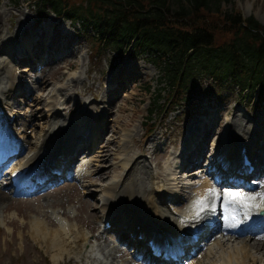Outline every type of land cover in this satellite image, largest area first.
Returning a JSON list of instances; mask_svg holds the SVG:
<instances>
[{
	"label": "rangeland",
	"instance_id": "obj_1",
	"mask_svg": "<svg viewBox=\"0 0 264 264\" xmlns=\"http://www.w3.org/2000/svg\"><path fill=\"white\" fill-rule=\"evenodd\" d=\"M171 2L172 7L177 6V2H173V0ZM231 6L239 9L243 17L253 16L260 25L264 26V0H234L233 3L229 2L223 5L224 9H230ZM1 8L10 9L15 13L21 11L18 17L26 13L30 20L34 19V24L29 29V32L32 33L40 31L42 27L46 28V32H50L49 28L47 30L48 21H53L57 31L54 32L53 40L55 39L56 42L60 38L62 44L66 42V46L69 49L72 47L75 49L74 55L66 54L56 59L61 69H58L59 72L55 75V78L53 77L54 74L50 75V78H48L50 81L49 88L46 90H37L38 88L34 86L35 78H41L42 76L40 70L44 67V64H37L42 54H39V52L35 54L34 59L36 61L32 65L28 62L17 64L16 70L20 74L19 87L23 90H28L26 95H21L20 93L17 95L20 97L18 101H22L18 111L26 116L29 109L39 110L36 113L42 112V115L33 116L30 119L34 124L39 125L41 121L46 122L47 116L44 114L51 107V105H47L51 96L54 98L52 102L58 105H61L60 102L66 100L68 109L66 112L61 109L60 117L72 119H76L77 113L78 115H83L88 113V111H94L93 114H99L104 105L105 97L111 99V110L109 113L105 112L101 119H98V124L102 121L105 123L103 141L111 138L110 148L113 152L106 162L108 168L106 172L101 173L102 178L100 179L94 175L89 176L90 178L80 177L78 170L84 168V166L78 157L77 159L75 157V161L73 164L71 163V167L75 171L70 179H61L57 184L52 185V187L45 189L41 193L24 196L23 198L11 197L9 200H4L0 204V264H53L51 249H48L41 236L34 237L29 228V222L33 216L44 219V216L39 212L40 208L58 210L66 208L69 216L67 223L72 224L74 228L78 224L81 230L87 232L89 243L95 245L97 240L93 236L99 232L100 225L97 220V226L91 228V223L95 220L96 215H99V210L97 211V209L100 204L101 191L99 188L101 186L98 184L94 186V184L102 182L103 187L114 178L113 175L117 177L122 173L123 168L126 171L127 166L123 165V158L131 155L141 154L142 159H145L153 172L157 173L159 170L157 163L162 161L163 164L171 160L172 156H169V153L172 151V155H174V151L177 150L174 147L180 144L181 136H184V130H188V126L192 125L197 119L196 123L198 124L205 122V116L207 119L209 118V122L211 120L215 121L217 129L210 136L218 142L217 147L224 143H220L218 140L223 138L222 131L226 119L235 118L238 123L242 120L245 130H250L251 136L255 140L252 150L254 152L260 151L264 154V100H256L254 94L250 96V94L245 93V95L230 80L220 85L209 75L195 72V79L192 81L193 87L189 92L192 94L190 96L186 95L188 98L184 104L175 106L173 101L168 100V90L163 88L166 87L162 72L164 65L162 63V66H159V63H157L158 59L152 53L136 52L132 49H127L126 52H123L124 48L122 52H118L115 50V46H102L95 41L93 28L84 27L79 22L69 21L63 16H56L51 8L43 7L38 0H0ZM18 17L16 15V19ZM10 21L12 24L8 34L11 33L10 36L12 38L16 35V22L13 19H6L3 25L7 27ZM62 34L65 37L59 36ZM68 36H71L74 40L71 45L66 41ZM64 58L66 59L63 60ZM68 60L74 62V66L70 67V69H68L67 64L64 67ZM27 65L29 66L27 67ZM127 65L132 66V69H128ZM72 75L79 76L66 89L62 91L56 89ZM114 75H116L115 80ZM121 81H123V85L119 86ZM146 85L148 87L147 90H145ZM51 89H54V92H50ZM34 90H36L35 96L38 93H44L45 99L36 101L34 94L30 96ZM56 90L57 92L55 93ZM70 95L73 96L72 99ZM93 95L97 99H94ZM158 95L159 101L156 102V110L150 114V119H146L148 109L154 105V99ZM77 99L81 100V105H74ZM202 115L203 117L199 119ZM78 121L77 124H79ZM150 123H153L152 133L145 138V127H148ZM18 125L19 122L16 126ZM33 126L29 125L28 129L31 130ZM237 132L241 134V131ZM28 136L30 138V135ZM31 139L33 145L35 137L31 136ZM94 144L91 148L83 147L80 149L87 154L85 161H90L91 164V166L84 168V171L92 174H94V169L102 164L99 155V150L102 148L101 135ZM210 149L211 144L209 142L204 153L209 154ZM24 150L17 161L24 157L29 151V147H25ZM165 153L167 155H164ZM202 164L205 167L207 161ZM214 171H220V168L215 167ZM197 180L201 179L198 178ZM157 182L158 180L156 179L155 188L156 186L160 188L161 185ZM88 183L91 185L89 186ZM85 185H87V188H85ZM175 190L174 193L183 195L186 200L188 199L189 187L188 189L175 188ZM5 191L8 192V187H5ZM45 195L51 196L50 199L53 201V206L49 207L50 204L42 203V198ZM61 200L63 201L62 203L59 202ZM84 201H87L86 206ZM183 205L184 203L178 204V207H183ZM70 207H72L73 211L70 210ZM170 207L172 206L170 205ZM178 211L180 213L182 211L181 208H178ZM77 217L85 220V225H82V223L80 225ZM47 220L52 222V224H48L52 228L59 225L57 220L55 222L52 219ZM109 234L110 236L112 235L113 239L118 236V233L113 230ZM123 242L120 244L117 240H114V243L122 248L123 253L121 256L127 260L126 263L136 264L139 262L134 256L135 252L132 254L134 248ZM80 243H72V246L79 247ZM249 250L253 252L254 249L250 248ZM201 253L202 251L197 253L198 255H193L190 262L192 260L205 261L207 257L205 255L201 256ZM87 254L88 250L83 247L79 252V262L73 261L76 256L75 253H72V256H70L71 261L63 259L56 264H85ZM64 257H68V255ZM134 260H136V263Z\"/></svg>",
	"mask_w": 264,
	"mask_h": 264
},
{
	"label": "bare ground",
	"instance_id": "obj_2",
	"mask_svg": "<svg viewBox=\"0 0 264 264\" xmlns=\"http://www.w3.org/2000/svg\"><path fill=\"white\" fill-rule=\"evenodd\" d=\"M19 13L12 12L10 9H0V108L5 110L4 114L0 115V135H2V133L7 134L12 131L14 134L11 135L18 138V141H15V145H13L14 148L19 149V152L27 146L31 148L24 155L23 160L21 159L12 165V171L15 172L18 170L19 172L18 180L21 184L20 190L28 194L31 184L27 182V177H25L27 175V170L28 173L31 171L36 173L37 169H43L41 173L44 174L45 168L43 163L48 161L46 158L47 155L49 157H55L60 164L64 165L62 166L57 162L56 168L60 169L62 166L63 169H65L70 167V163L73 161L75 154L82 156L80 158H83L84 160L79 159V161H81V164L87 168L88 166H91L90 161H85V157H87V155H85L84 151L81 153L79 150L83 148L84 145L86 148H91L92 145L87 142V137H82L78 142L82 130H88V127L84 128L83 126V123H87L85 117H80L79 120L78 115H76L75 118L79 120V126L74 127L72 119L69 120L58 116L60 108L53 106L56 103L52 102L54 99L52 96L50 97V101L47 103V105H51V107L47 109L44 114L47 116L46 122L41 121L39 125L34 124L30 119L33 116L37 117L38 115H42V112L36 113L39 110L29 109L28 115H26L28 118H26L24 113L22 114L18 111L19 109L17 110L19 106L16 105L17 100H15V94L21 91V88L19 87L20 81L18 79L20 74L17 75L16 73L17 64L28 62L32 65L36 61L34 59L35 54L39 52L40 46H42L43 48L41 53L44 56L40 58L39 62L44 64V67L40 70V73H42L41 78H35L34 86L38 88L37 90H46L49 88L50 81L48 78H50V75L52 76L54 74L53 77L55 78V75L59 72L58 69H61V66H58L59 63L56 59L66 54L74 55L75 53L74 47L69 49L66 46V42L63 44L60 42V38H58V41L56 42L53 41L55 44L52 43L53 33H51V35L49 34L51 30H56L55 23H53V21H48L47 30L49 28L50 32H46V28L42 27L40 31L32 33L29 32V29H31V26L34 24V19L30 20L26 13H23L21 17H18ZM16 15L18 20L16 19ZM6 19H13L17 24V29L15 30L16 35L12 38L10 36L11 33L8 34V30L11 28L12 24L11 21L7 27L3 25ZM47 36H50V40L48 41L44 40ZM59 36L65 37L63 34ZM66 41L69 45L74 43L71 36H68ZM21 44H24L23 47ZM15 46L17 47L12 48ZM65 59L66 58L63 60ZM68 61H66L64 67L67 64L69 67L68 69H70V67L74 66V62L71 60ZM127 66L128 69H132V66ZM124 71H126V69H124ZM78 76L72 75L56 89L59 91L66 89L69 84L76 80ZM121 76L124 77L123 75ZM115 79L116 75H114V80ZM24 91L28 92V90ZM52 91L54 92V89H51L50 92ZM35 92L36 90H34L30 96H33ZM93 97L94 99H97L96 96L93 95ZM70 98L72 99L73 96L70 95ZM44 99V93H38V95L35 96L36 101ZM76 101L77 102H75L74 105L82 104L80 99H77ZM111 101L112 100H108V111L111 110ZM65 102L66 100H64L62 104H65ZM62 108H66V106H63ZM84 114L86 115L87 113ZM56 117L60 119H56ZM76 119L75 124L77 123ZM208 120L209 118L207 119L206 117L205 123L196 124L194 126L189 125L188 129L190 128V131L188 135L187 129L184 130V136L181 139L180 144L177 142L178 146H176V148L180 149V152L174 156L177 157L174 164L172 162H164L162 164L161 161L157 163L159 170L157 173H154L151 166H148L149 164L146 160L142 159L141 154L131 155L123 158V165L127 166L126 171L125 168H123L122 173H120L117 177L113 175L114 178L103 187L102 182L95 183L94 186H97V184L101 186V188H99L101 191V205H98L97 209V211L99 210V218L97 217V214L95 220L91 223V228L97 226V220L100 224L108 220L116 233L120 232L118 237L119 240L126 242L131 241L132 235L140 236L138 238L140 246H137V254H143L141 249L143 247H147L143 245V242L146 239H158L159 244L160 242L165 244L169 243L170 245L176 244L180 246L181 249L185 250V252L194 250L196 253H199L197 247L191 246L190 238L180 237L179 233L181 231L190 232L191 227L197 223H199L201 229H206L212 225L209 222L214 221L213 223H217L219 220L221 221V208L219 202H217L215 214L206 212L202 215V218L198 222L189 220L187 223L182 224L180 221L182 218L191 214L190 204L194 199L193 197L195 193L203 192L204 188H208L213 185L216 187L221 185V175L213 173V166L214 168L219 167L217 162L219 157H222V163H225L227 169L231 172H233L234 169L240 165L237 152H235L234 149L227 147L228 145L238 144L236 142V138H238L239 135L235 134V131H241L240 135H242V140L248 142L249 147L252 145L251 140H246L245 137H243L244 134H247V132L248 135L251 136V131L245 130V125L242 124V120L238 123L235 118L226 119L224 129L225 131L228 130L229 134L227 135L225 132L223 134L224 138L226 136L228 137L226 146L219 145L217 147V141H213L211 143L212 152L209 157H207L206 154L202 152L205 151V147L209 145V142L206 143V139H209L211 133L214 134L217 129L215 121L211 120L209 122ZM18 122L19 125L17 127L15 125ZM29 125H34L31 130L28 129ZM80 126L81 128L79 131H74V128H79ZM19 129L21 130L19 131ZM98 131H100L101 134L103 128ZM25 133H27V135H25ZM28 135H30V138ZM91 135L94 139L96 138L93 129L91 130ZM197 135H200L199 138L197 137L198 140L196 138L194 142L188 146V140L194 139ZM31 136L35 137L34 147H32ZM110 141L111 138H108L102 143V148L99 150L101 158L100 161L102 164L98 165L94 169V174L91 172L87 173L86 171H83L82 168L79 173L80 177H89L94 175L98 179L102 178L101 173L106 172V169L108 168L106 162L109 160V156H111L113 152L110 148ZM58 145H62L65 149H68L65 158L56 156L58 152V148L56 149V147ZM49 146L51 148L49 151L52 150L53 152L46 155L44 152ZM250 152L251 157H253V163L256 166L255 174L258 175L262 172V169H264V154L260 151H256L254 153L251 149ZM164 155L167 154L165 153ZM199 157L201 159H199ZM206 160L208 163L205 168L202 163ZM193 166L195 169L189 170V168ZM49 167H51V169L53 168L50 163ZM204 170L205 173L202 174ZM199 172L201 173L199 177L201 176L203 178L202 180H197V174H199ZM63 174L64 173L62 172V175ZM209 175L213 178V184H211L209 179H207V176ZM60 177L61 176L57 177V179ZM5 178H7V176H5ZM156 179L158 180L157 183L161 185L160 188L159 186H156L155 188ZM50 180H53V178ZM5 183H7V181H5ZM88 185L90 186L91 184L88 183ZM188 187L190 188V191L194 192V194L187 200L183 197V195L174 193L176 191L175 188L188 189ZM85 188H87V185H85ZM12 190L13 185L11 186L10 192ZM168 197L171 198L169 199L170 202L166 201V198ZM10 198L11 196L9 193L3 190V186L0 185V204L3 203L4 200H9ZM50 198V195H45L42 198V203L50 204L49 207L53 206V201ZM95 201L97 200L95 199ZM59 202L62 203L63 201L61 200ZM84 203L86 206L87 201H84ZM182 203H184L183 207H178V204ZM170 205L172 207H170ZM188 206L189 210L186 211L185 209ZM178 208H181L183 212L179 213ZM70 210L73 211L72 207H70ZM67 211L68 210L66 208H62V210L54 208H40L39 212L44 216V219L38 216H33L29 222L31 234L34 237L41 236L48 249H51L53 264H56L63 259H65V261H71L70 256H72V253H75V256L78 257H74L73 261L79 262V252L83 247L88 250V254L85 258L86 263L127 264V260L121 256L123 253L121 250L122 248L114 245L113 243L110 245L109 241H112L110 240L111 238L104 234L107 229H103L97 234H94L93 237L96 240H102L100 243L96 245L89 243V236L85 230H81L78 224V227L76 226L74 228L72 224L67 223L69 218ZM62 213L66 215H63ZM74 217H76V215H74ZM47 219H52L54 222L57 220L59 221V225L52 228L48 225L52 224V222H49ZM77 220L80 225L81 223L82 225H85L84 223H86L85 220L80 219L79 217H77ZM218 223L217 226L211 230L213 232L208 234L206 240H204V248L206 251L202 252L200 255H205L207 259L205 261L192 260L193 262L191 261V264H264V237L249 235L248 238H241L237 240L240 233L234 229H226L221 226L219 227ZM239 226H241V224ZM78 242H81L79 247L72 246V243L78 244ZM171 248L174 249L173 246ZM250 248L254 249L253 252L249 250ZM98 253L101 257H99ZM67 255L68 257H64ZM144 258L148 260L149 255L146 256L145 254ZM144 258L138 259L139 262L136 264H147L143 261Z\"/></svg>",
	"mask_w": 264,
	"mask_h": 264
},
{
	"label": "trees",
	"instance_id": "obj_3",
	"mask_svg": "<svg viewBox=\"0 0 264 264\" xmlns=\"http://www.w3.org/2000/svg\"><path fill=\"white\" fill-rule=\"evenodd\" d=\"M38 1L57 16L93 28L102 46L152 53L164 65L170 101L180 104L191 95L195 72L220 85L230 80L264 100V26L234 6L224 9L234 0H173L176 7L171 0ZM158 101L159 95L148 118Z\"/></svg>",
	"mask_w": 264,
	"mask_h": 264
},
{
	"label": "snow or ice",
	"instance_id": "obj_4",
	"mask_svg": "<svg viewBox=\"0 0 264 264\" xmlns=\"http://www.w3.org/2000/svg\"><path fill=\"white\" fill-rule=\"evenodd\" d=\"M260 190L246 192L241 189H225L221 191L215 185L204 188L203 192L194 194L190 204L191 214L181 219L185 224L189 220L199 221L206 212L215 214L217 202L221 208V218L226 229H237L241 224V216L247 219L254 211L264 207V181L255 182Z\"/></svg>",
	"mask_w": 264,
	"mask_h": 264
}]
</instances>
